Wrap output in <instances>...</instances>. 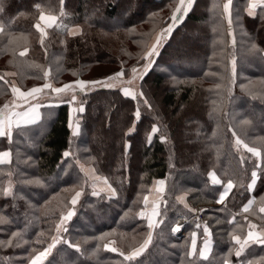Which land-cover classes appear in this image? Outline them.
Masks as SVG:
<instances>
[{
    "label": "trees",
    "instance_id": "trees-1",
    "mask_svg": "<svg viewBox=\"0 0 264 264\" xmlns=\"http://www.w3.org/2000/svg\"><path fill=\"white\" fill-rule=\"evenodd\" d=\"M249 3L232 0L229 25L222 0H193L186 14L177 13L154 63L133 88L123 79L147 63L151 40L170 24L180 0H0V76L8 81L0 80V109L10 104L14 83L4 70L15 72L24 92L47 79L63 85L124 72L116 79L120 85L79 91L73 101H46L38 121L13 126L10 138L0 136V151L12 152L11 162L0 164V264H30L69 210L74 214L42 264H264V244L250 243L237 257L232 240L246 237L249 221L255 231L264 230L258 223L264 219V6L249 15ZM43 10L57 14L58 23L41 46L35 25ZM197 28L198 38L184 41ZM72 104L77 135L70 126ZM186 115L192 120L188 142L182 138ZM98 128L105 131L102 139H96ZM233 133L261 155L238 149ZM81 162L93 164L117 194H94ZM212 171L220 184L212 182ZM157 179L166 186L159 223L150 229L140 213ZM229 180L234 187L218 203ZM76 192L81 195L72 205ZM198 205L204 223L187 224V235H176L177 217L192 215ZM150 231L143 254L125 260ZM206 239L211 247L203 258ZM193 241L196 252L189 257Z\"/></svg>",
    "mask_w": 264,
    "mask_h": 264
},
{
    "label": "snow or ice",
    "instance_id": "snow-or-ice-1",
    "mask_svg": "<svg viewBox=\"0 0 264 264\" xmlns=\"http://www.w3.org/2000/svg\"><path fill=\"white\" fill-rule=\"evenodd\" d=\"M193 0H187V3H185V0H180V4L177 7V9L175 10V12L173 13L172 16V20L176 21L177 19H179V17L177 16V13H181V14H186L187 11L189 10V8L192 6ZM231 5H232V0H227L226 3L223 4V14L226 17V19L228 20L229 25H231L232 23V18H231ZM258 6H264V0H251V2L248 4L247 6V10H248V14L249 15H255V9ZM56 17L49 15V16H45L43 13H41L40 15V20H46V27L47 28H51L53 27V25L56 23ZM36 29L39 30L40 32V43L41 46H43L44 44V40L46 37V32H45V28H42L41 25L39 23H37L35 25ZM0 31H2V29H0ZM167 32L171 31V27H169L168 29H166ZM75 34V33H73ZM160 43V37L157 38V42L156 44H154L151 49L145 54V59L149 60V63H151L150 58L153 57L154 55L157 54V49ZM233 44H235V40H233ZM254 47V46H253ZM26 54V50L25 51H21L19 53L20 56H24ZM232 65H233V73L235 72V60L232 61ZM147 67V66H146ZM133 74L137 73V69L133 68L132 70ZM6 75H15L14 73L12 74H6ZM49 75L48 72L44 73L45 78ZM124 72L123 70H121V72L114 74L111 77H107L105 78L104 81H90V82H84V81H77L75 84H65L63 87L61 88H53L51 84L49 83H45L43 85V88L40 87H33L30 90H28L27 92L21 91L19 88L12 86L11 87V92L13 94V101L11 102V105L13 108L17 107V100L23 101L25 103L29 102L30 99H35L36 95L43 92L44 89H51L53 92L59 94V93H63L69 89H72L74 87H78L80 90H85L88 87H94V86H101V87H112L113 85L111 83H109L110 81H114L118 78L123 77ZM135 78V75H134ZM142 78V77H141ZM0 80H4L5 83H8L7 80L4 79L3 76H0ZM131 81H129L130 83ZM123 92L125 95H131V93L129 92L128 89H123ZM140 95L142 96L143 93H140ZM73 99H75V97H73ZM9 107L10 105L8 103H6L2 109H0V136H11V128L13 126V119L12 117L15 116L18 119L15 121V124L17 127L21 126V121H23L24 123H31L34 122V120L37 118L35 115V108H31L28 111H24V112H11L9 113ZM80 112H83L84 109L83 107H81L79 109ZM137 116H139V112L137 111L136 113ZM153 131H156V129H153ZM78 134V126L77 129L73 132V135H77ZM234 136H236L235 133H233ZM235 144L237 146V148L239 149L240 147H243L244 149L247 150V152L251 153L253 156L259 157L261 155V151L258 147H249V145L247 143H244L243 140H241L238 136H236V140H235ZM69 155L68 152L64 153V156L67 157ZM10 156L11 153L10 151H4L3 153H0V164H4V163H9L10 162ZM241 163H244V159L243 157L241 158ZM257 167H259V165H257ZM252 176V182L248 184V188L249 190H251L253 188V185L255 183V179L257 177V172L253 171L251 173ZM96 179H99L98 177ZM105 185L108 184L107 180L102 181ZM212 182L214 184H220L221 182L216 179L215 175L213 174L212 176ZM160 185L164 184V181L161 180L159 181ZM234 187V184L231 180H229L227 182V184L224 186L223 188V192L219 197V200L217 201L218 203H223V201L225 200L226 196L229 194V192L231 191V189ZM108 191L110 192L111 196H115L116 192L115 189H112L110 185H108ZM5 195H9L10 191L9 190H5ZM94 194L98 195V193ZM81 195L80 192H76L75 197H73L71 204L75 205L79 196ZM181 201L183 198H180ZM145 200V205L147 206V201H148V197L145 196L144 197ZM253 201L249 200L248 204L244 206L243 208V212L247 213L249 212L250 207L252 206ZM260 213H264V206L259 208ZM74 212L72 210H69L67 212L66 215L61 217L60 220V224L57 225V232L60 231L61 227L63 226L64 222L68 219H70L73 216ZM141 216L144 215L143 212L140 213ZM153 215H158L156 206H153ZM235 218H233L234 220ZM0 222H3L2 220H0ZM159 223V221H157L155 224L153 222L152 219L149 218L148 220V227L150 229H153L155 226H157ZM249 230L247 232L246 237H244V239L242 240L241 237L239 235H232V240L235 242L236 245H239V248L236 250L235 255L237 257H239L241 255V253L245 250V247L247 245H249L250 243H257V244H264V230H261L259 232L255 231L257 229V225L254 223H251L249 221ZM173 231H179V226H177L175 229H173ZM205 235H209L208 233V229L205 228ZM103 238V237H102ZM59 237H53L52 242L50 244H48V246L43 250L38 252L33 259L31 260L30 264H42V261L52 252V249L56 247V244L59 242ZM152 240V233L151 231L149 232L148 238L146 240H144L143 244H141L139 247L133 249L129 254L124 255L123 253H121V255H124V259L127 261H132L135 258L141 256L143 254V252L148 248L149 244L151 243ZM79 249L77 248V251ZM112 251H116L115 248L111 249ZM208 251V240L206 239L204 242V246L201 249L199 255L203 258L205 257V253ZM196 252V247H195V241H193L192 244V248L191 250L187 253V255L189 257L195 255Z\"/></svg>",
    "mask_w": 264,
    "mask_h": 264
},
{
    "label": "rangeland",
    "instance_id": "rangeland-1",
    "mask_svg": "<svg viewBox=\"0 0 264 264\" xmlns=\"http://www.w3.org/2000/svg\"><path fill=\"white\" fill-rule=\"evenodd\" d=\"M227 2V1H226ZM41 13H46V14H52V15H57V14H54L53 12H49V11H47V10H43ZM41 15V14H40ZM178 20V19H177ZM176 20V21H177ZM39 21H40V16H39V19H38V21H37V23H39ZM176 21H171L170 22V24L165 28V29H160V30H158V31H160L159 32V34L158 35H156L152 40H151V42H150V45L148 46V49H147V51H146V53L151 49V47L154 45V44H156V42H157V38L158 37H160V43H159V46H158V49H157V54H158V51H159V47H161V44L163 43V40H164V38L165 37H167L168 36V34L170 33V32H167L166 31V29H168L169 27H171V30H172V28L175 26V22ZM36 23V24H37ZM1 28V27H0ZM49 30L50 29H48L47 30V32L48 33H46V37H45V39L49 36ZM39 31V30H38ZM76 31H80V28L79 27H76V28H74V32H76ZM157 31V32H158ZM197 31H198V28L197 29H192L191 31H190V33L189 34H187V36L185 37L186 39L184 40V41H186L187 43L188 42H190L191 40H194V39H197L198 38V33H197ZM45 32H46V29H45ZM26 50V52H27V49H24V50H22V51H25ZM157 54L156 55H154L153 57H151L150 58V60H151V63H149V60H146V62L147 63H145V65L144 66H142V67H140L138 70H137V73L136 74H133L132 75V77L131 78H124L123 79V81L122 82H128V84H130V87H133V88H135L134 86H137L138 84H139V82H140V79H141V77L143 76V74H144V72H146V69H148V67H150L153 63H154V61H155V59H156V57H157ZM147 64V65H146ZM146 66H148V67H146ZM4 72H5V74H12V73H14L15 74V72L14 71H12V70H4ZM48 73H50L49 72V70H48ZM134 75H135V78H134ZM9 76H11L12 78H13V82L15 83V85H14V83L13 84H11V86H15V87H17V88H19L18 86H16V85H18L17 83V80L15 79V75H9ZM63 79L65 80V79H67L66 77H63ZM77 81H84V82H90L89 80H77ZM77 81H74V82H64V84L62 85V84H57V83H54V82H52L50 79H47L44 83H43V85L45 84V83H49V84H51L52 85V87L53 88H61V87H63L65 84H75ZM129 81H131L130 83H129ZM122 82H120L119 80H114V81H110L109 83H111L113 86H116V85H120ZM43 85H41V86H37V87H40V88H43ZM167 85V84H166ZM92 87L90 86V87H88L87 89H85V90H80L78 87H74V88H72V89H69V90H67V91H65V92H63V93H59V94H57V93H55V92H53L51 89H44V91L43 92H41V93H39V94H37L36 95V98L35 99H30V101L29 102H27V103H25V102H23V101H20V100H17V107H15V108H13L12 107V105H11V102L13 101V99H14V97H13V94H12V100L10 101V107H9V113H11V112H24V111H28V110H30L31 108H35V115H39L40 116V112H41V104H43V103H45L46 101H51V100H54V99H64V98H70L72 101L74 100L73 99V97H75V98H78L79 96L78 95H76V94H78L77 92H81V91H86V90H89V89H91ZM20 90H21V88H19ZM22 91V90H21ZM24 91V90H23ZM152 93H154V96H155V98L156 99H158V104H160V107H161V103H160V95L158 94V92H156V90H153L152 89ZM72 106L75 108V106L72 104ZM75 110H76V108H75ZM12 119H13V126H16V124H15V121L18 119L17 117H15V116H13L12 117ZM40 119V117H38V119H36V120H34V122H36V121H38ZM184 125H183V134H182V138H183V140L185 139L187 142H188V134H186L185 132H186V129L188 130V127L186 126V125H188L189 123H191V119H190V117L188 116V115H186L185 117H184ZM34 122H31V123H34ZM22 123H24L23 121H21V124ZM26 124H29V123H26ZM13 126H12V128H13ZM11 128V129H12ZM12 131V130H11ZM104 133H105V131H104ZM103 130L101 131L99 128H98V132H97V135H96V139H102V137H103ZM106 133H107V131H106ZM99 143V142H98ZM82 164H84L85 166L86 165H93V164H88V163H83V162H81ZM94 166V165H93ZM83 170H84V168H83ZM214 171H212V174H211V176H213V173ZM215 175V177H216V175L217 174H214ZM99 178V179H96V178ZM90 179H91V183H92V187H93V191L95 192V193H98V194H100V193H107L108 195H111L110 194V192L108 191V185H110L111 186V188L112 189H115L111 184H110V182L107 180V178H105V177H103V176H101V175H99L97 172H96V175H94V177H90ZM104 180H107V182H108V184L107 185H105L102 181H104ZM159 181H161V180H159ZM158 181V182H159ZM158 185V184H157ZM164 185L166 186V184H165V181H164ZM160 188V187H159ZM159 188H157V187H155L154 188V186L152 185V187H151V191L149 192V194L147 195V197H148V201H147V206L145 205V207H144V209L142 210V212L144 213V214H146L147 216H148V218H150V219H152L153 220V222H154V224L156 223V218H157V215H153V206L155 205L156 206V209H157V212H159V207H160V203H161V201H162V199H163V194H164V191H161ZM115 192H116V190H115ZM117 194V193H116ZM226 198H227V196H226ZM225 198V199H226ZM224 201H226V200H224ZM203 205H198V206H196L195 208H194V213H196L198 210H200L201 212H202V214H203ZM193 213V214H194ZM67 221L68 220H66L65 222H64V224H63V226L61 227V229H60V231L59 232H57V228H56V235L54 236V237H58V235L63 231V228H64V226H65V224L67 223ZM202 223H204V222H202ZM201 223V224H202ZM258 223L259 224H264V219L263 220H259L258 221ZM58 224H60V222L58 223ZM184 235H187V233L185 232V234ZM210 240V239H209ZM211 242V241H210ZM115 242H111V244H114ZM204 246V245H203ZM205 255H206V253H205ZM47 258V257H46ZM45 258V259H46ZM43 262V261H42Z\"/></svg>",
    "mask_w": 264,
    "mask_h": 264
},
{
    "label": "crops",
    "instance_id": "crops-1",
    "mask_svg": "<svg viewBox=\"0 0 264 264\" xmlns=\"http://www.w3.org/2000/svg\"><path fill=\"white\" fill-rule=\"evenodd\" d=\"M223 1V3H226V1L227 0H222ZM250 2H251V0H250ZM187 3V2H186ZM259 7V6H258ZM46 17L47 16H49V15H52V14H46V13H43ZM52 16H55L57 19H56V23L55 24H57L58 23V16L57 15H52ZM46 23H47V21L46 20H40L39 21V24L41 25V27L42 28H45L46 29V33H48L47 32V30L48 29H50V28H47L46 27ZM54 24V25H55ZM53 25V26H54ZM159 32L160 31H158L155 35H154V37L156 36V35H158L159 34ZM153 37V38H154ZM36 119H38V117H40L39 115L37 116L36 115ZM74 118H75V108L71 105V107H70V126L72 127V129H74V130H76V128L74 127L75 126V122H74ZM35 119V120H36ZM22 124H25V123H22ZM4 151H10V153H11V156H10V162H11V160H12V152H11V150H9V149H6V150H2V151H0V153H3ZM9 162V163H10ZM82 167L84 168V171L86 172V174L88 175V177L90 178H92V177H94V175H96V169H95V167L93 166V165H84V164H82ZM214 174H216L215 172H213ZM211 174H212V172H211ZM100 175V174H99ZM211 178H212V176H211ZM216 179H218V176L216 175ZM91 180V179H90ZM159 180H163V181H165V179H157L154 183H153V186H154V188L155 187H157V188H159L161 191H164L165 190V185L163 184V185H160L159 184ZM158 184V185H157ZM165 184H166V182H165ZM210 247H211V242H210V240L208 239V251L206 252V254L209 252V250H210Z\"/></svg>",
    "mask_w": 264,
    "mask_h": 264
},
{
    "label": "built area",
    "instance_id": "built-area-1",
    "mask_svg": "<svg viewBox=\"0 0 264 264\" xmlns=\"http://www.w3.org/2000/svg\"><path fill=\"white\" fill-rule=\"evenodd\" d=\"M202 222H204V216L200 210L192 215H179L173 227V229H175L179 226V231H174V233L178 236H183L187 224H199Z\"/></svg>",
    "mask_w": 264,
    "mask_h": 264
}]
</instances>
